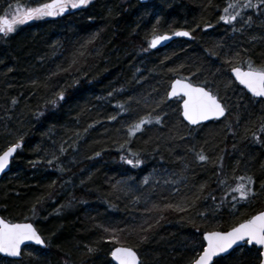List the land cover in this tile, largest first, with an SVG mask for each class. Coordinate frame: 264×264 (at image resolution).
<instances>
[{"label": "trees", "instance_id": "trees-1", "mask_svg": "<svg viewBox=\"0 0 264 264\" xmlns=\"http://www.w3.org/2000/svg\"><path fill=\"white\" fill-rule=\"evenodd\" d=\"M44 2L0 0V15ZM231 4L89 0L0 34V152L21 140L0 179V215L31 221L46 241L0 264H109L117 244L142 264H190L204 231L264 208V100L229 75L249 60L264 65V3L221 20ZM178 28L191 38L149 49L152 35ZM175 77L209 87L226 115L188 126L179 99L166 98ZM146 114L160 120L129 135ZM248 176L254 191L241 199L236 177ZM215 260L258 264L259 251L240 246Z\"/></svg>", "mask_w": 264, "mask_h": 264}, {"label": "snow or ice", "instance_id": "snow-or-ice-1", "mask_svg": "<svg viewBox=\"0 0 264 264\" xmlns=\"http://www.w3.org/2000/svg\"><path fill=\"white\" fill-rule=\"evenodd\" d=\"M89 0H46L44 3H38L34 7H27L21 14L14 13L12 17L0 15V33L7 35L9 32L15 30L18 23L32 17H39L44 15H57V12H64L66 8H76L78 5H85ZM257 3H264V0H243L237 6V0H232L230 5L233 11H229V7L225 8V13L220 16L223 21H234L237 14L242 8H253ZM22 8L23 5H17ZM159 19V17H157ZM251 19V17H249ZM209 25L205 24L207 28ZM176 33L185 36L190 35L187 29L178 28ZM171 33L165 32L162 35H152L150 37V44L155 45L159 41L167 38ZM215 55V53H213ZM231 59V57H228ZM231 72L235 74V78L245 85L253 94L259 96L264 95V65L256 66L251 60L248 61L246 68L240 66H233ZM191 75V73H189ZM183 93L181 97L183 105V116L193 124L198 121L206 120L209 117H220L225 111V105L221 103L217 95L213 94L209 87L201 86L199 82H190L187 78L178 77L171 81V88L167 92V96L171 97ZM59 97H63V91L57 93ZM15 99V98H13ZM54 102V101H53ZM123 112L125 109L120 108ZM113 117H109L112 119ZM154 119L160 120V116L149 117L147 114L140 117L128 126L129 135L135 133L140 129L146 121ZM264 127V125H262ZM231 130V129H229ZM254 136L259 134L253 133ZM21 140L17 139L15 143L9 144L5 150L0 152V170H3L9 162V157L20 146ZM131 151V149H129ZM198 159L206 160L207 157L200 153ZM129 163L139 164V160H129ZM241 183L235 185V189L241 199L249 196L254 190L252 187H246L250 184L252 177H236ZM223 183V181H221ZM229 191H232L230 188ZM227 193H225L226 195ZM235 199V197H233ZM219 206V205H217ZM115 232L116 229H109ZM105 239L116 240V236H105ZM144 239V237H141ZM203 240L205 241L200 247L202 250L190 261V264H216L219 255H226L228 251L238 242H246L247 244H255L261 246V258L259 264H264V210L258 211L250 217L241 220L234 226L229 227L227 231H204ZM24 241H36L43 245L46 241L42 238L40 233L30 222L25 221H11L0 216V252L11 255H19L21 251V244ZM91 250V248L89 249ZM110 256L114 258L118 264H139L140 258L136 250L131 246H122L117 244L112 248Z\"/></svg>", "mask_w": 264, "mask_h": 264}, {"label": "water", "instance_id": "water-1", "mask_svg": "<svg viewBox=\"0 0 264 264\" xmlns=\"http://www.w3.org/2000/svg\"><path fill=\"white\" fill-rule=\"evenodd\" d=\"M136 1L139 2V3H145V2H147L148 0H136ZM81 6H82V5H78L76 8L68 7V8L65 9L64 12H59V11H58V13H59V14H63V13H66V12H68V11L71 12V11H73V10L79 9ZM188 32H189V31H188ZM168 33H171V35H169L167 38H165V39L159 41V42H158L157 44H155V45H151V44H150V40H149V42H148V47H149V49H150V50H155V49H158V48L164 47L165 45L169 44L171 41H173V40H175V39H178V38L185 39V40H189V39L191 38V34L188 35V36H185V35H183V34H178V33H176V30L171 31V32H168ZM189 33H190V32H189ZM0 34H2V33H0ZM162 34H163V33L156 34V35H162ZM231 68H232V67H231ZM231 68H230V70H229V75L231 76V78H232L237 84H239V85L244 89V91H245L247 94L251 95L253 98L264 99V95H259V96H257V95H255V94H253L249 89H247V87H246L245 85L241 84L240 81L237 80V79L235 78V74L231 72ZM176 78H178V77H175V78H173V79H176ZM173 79H172V80H173ZM172 80H171V81H172ZM171 81H170V83H169V87H168V89H167V92H168V91L170 90V88H171ZM201 86H202V85H201ZM167 92H166V98H167L168 100H172V99H175V98H179V99H180V100H179V111H180V116H181L182 120H183L188 126H190V127H196V126H198V125H201V124L207 123V122H209V121H213V120H220V119H222V118L226 115V111H225V113H224L222 116H220V117H209V118H207L206 120L198 121L197 123L193 124L192 122L188 121V120L183 116V105H182V101H181V97H182L183 93H179V94H177V95H174V96L169 97V96H167ZM221 103H222V102H221ZM222 104H223V103H222ZM5 149H6V148H5ZM5 149H3V150H5ZM17 149H18V147H17ZM17 149L14 151V153L12 154V156L9 157V162H8V164L5 166V168H4L3 170H0V179L3 177V175H4L5 173H7V172L9 171L10 166H11V161L13 160V158H14V156H15V154H16ZM3 150H2V151H3ZM2 151H1V152H2ZM262 210H264V208L261 209L260 211H262ZM254 214H255V213H254ZM0 216H1V215H0ZM21 221H25V222H30V223H32L31 221H26V220H21ZM32 224H33V223H32ZM33 225H34V224H33ZM34 227L36 228L35 225H34ZM36 229H37V228H36ZM37 231H38V230H37ZM210 231H211V230H210ZM218 231H227V229H226V230H218ZM38 232H39V231H38ZM40 235H41V234H40ZM41 236H42V235H41ZM42 238H43V237H42ZM43 239H44V238H43ZM202 240H203V233H202ZM204 242H205V241L203 240V243H204ZM243 245H246V247L254 246L255 248H257V249L259 250V256H260V258H261V253H260V248H261V246H259V245H255L254 243L251 244V245H249V244H247L246 242H238V244H237V245H234V246L228 251V253H227L226 255L230 254L235 248H237V247H239V246H243ZM26 246H34V247H38V248L44 249V248L46 247V243L43 244V245H41V244H39V243L36 242V241H24V242H22V244H21V251H20V254H19V255H11V254H8V253L0 252V257L9 258V259H19V258L21 257L22 249H23L24 247H26ZM115 246H116V245H115ZM115 246H113V247H115ZM122 246H125V245H122ZM113 247H112V248H113ZM112 248H111L110 251H109V258H110V261H111L112 264H118V262L115 261L114 258H112V257L110 256V252H111ZM201 250H202V249H201ZM226 255H223V254H222V255H219L218 257H222V256H226ZM218 257H217V258H218ZM214 259H216V258H214ZM139 264H142V263L139 262ZM258 264H259V263H258Z\"/></svg>", "mask_w": 264, "mask_h": 264}, {"label": "rangeland", "instance_id": "rangeland-1", "mask_svg": "<svg viewBox=\"0 0 264 264\" xmlns=\"http://www.w3.org/2000/svg\"><path fill=\"white\" fill-rule=\"evenodd\" d=\"M24 10H25V9H23V10L19 11V13H21V14H22V13L24 12ZM7 16H8V17H12V16H13V14H11V13H10V14H9V15H7ZM35 18H36V17H35ZM38 231H39V230H38ZM109 264H112V263H111V261H110V263H109Z\"/></svg>", "mask_w": 264, "mask_h": 264}, {"label": "bare ground", "instance_id": "bare-ground-1", "mask_svg": "<svg viewBox=\"0 0 264 264\" xmlns=\"http://www.w3.org/2000/svg\"><path fill=\"white\" fill-rule=\"evenodd\" d=\"M155 35H156V34H155ZM149 40H150V39H149ZM148 42H149V41H148ZM7 146H8V145H7ZM7 146H6V147H7ZM6 147H5V148H6ZM5 148H4V149H5Z\"/></svg>", "mask_w": 264, "mask_h": 264}]
</instances>
